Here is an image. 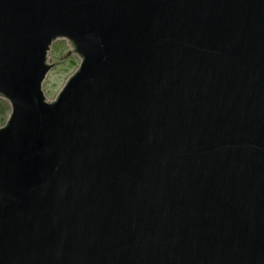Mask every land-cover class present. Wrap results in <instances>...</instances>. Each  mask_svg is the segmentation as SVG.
<instances>
[{"label": "water", "instance_id": "1", "mask_svg": "<svg viewBox=\"0 0 264 264\" xmlns=\"http://www.w3.org/2000/svg\"><path fill=\"white\" fill-rule=\"evenodd\" d=\"M0 96V264H264V0H0Z\"/></svg>", "mask_w": 264, "mask_h": 264}, {"label": "rangeland", "instance_id": "2", "mask_svg": "<svg viewBox=\"0 0 264 264\" xmlns=\"http://www.w3.org/2000/svg\"><path fill=\"white\" fill-rule=\"evenodd\" d=\"M81 58L67 39L56 40L48 54L47 64L53 68L47 74L42 89L47 101L57 98L67 81L78 70ZM12 106L8 99L0 96V128L4 127L11 115Z\"/></svg>", "mask_w": 264, "mask_h": 264}]
</instances>
